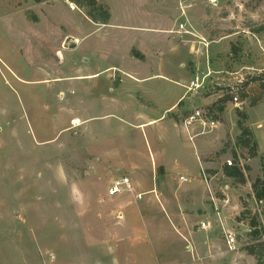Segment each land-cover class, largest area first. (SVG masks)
<instances>
[{"label": "rangeland", "instance_id": "obj_1", "mask_svg": "<svg viewBox=\"0 0 264 264\" xmlns=\"http://www.w3.org/2000/svg\"><path fill=\"white\" fill-rule=\"evenodd\" d=\"M97 2L109 11L107 24L91 21L86 8L69 0H0V264H199L160 207L154 208L158 225L151 234L142 232L128 245L120 215L128 194L110 199L108 189L118 178V164L121 176L139 180L145 192L156 179L150 157L158 149L167 150L169 170L189 179V187L202 174L196 161L199 141L212 138L204 171L214 177L213 193L229 199V223L238 246L247 244L252 221L264 240V201L252 193L256 180L264 184V90L259 82H249L242 92L239 86L264 74V34L252 33L264 25V0ZM179 2L191 6L185 25L194 36L188 35L186 46L194 47L193 53L202 50L196 53L197 66L186 67L201 84L196 99L184 104L186 114L206 110L233 89L242 104L235 107L230 98L211 109L220 125L193 140L170 123H165L167 131L160 129L167 139L149 128L136 129L133 111L123 113L90 92L96 83L105 84L103 93L109 90L106 69L112 54L128 50L131 39L143 42L136 32L142 29L136 28L160 27L157 16L164 24H177ZM67 37L78 40L75 48L63 47ZM140 48L148 53L151 47ZM131 52L140 55L135 48ZM143 70L152 71L146 65ZM112 78L127 77L115 73ZM134 106L137 100L129 104ZM239 112L247 116L241 123L258 143L256 158L243 157L248 152L239 143ZM230 160L243 171L244 185L224 173ZM128 246L130 258L124 260ZM240 253L237 261L232 254L224 263L255 264ZM213 260L205 264H224Z\"/></svg>", "mask_w": 264, "mask_h": 264}, {"label": "crops", "instance_id": "obj_2", "mask_svg": "<svg viewBox=\"0 0 264 264\" xmlns=\"http://www.w3.org/2000/svg\"><path fill=\"white\" fill-rule=\"evenodd\" d=\"M177 17V24L173 26L167 25L166 22L164 24V21L160 20L161 18L157 16L158 22L161 23L160 27L154 29L136 28L142 29L140 30L142 32H136L142 35L139 36V39H142L143 42L131 39L128 41V50L124 47L125 49L120 52L121 54H112L111 59L113 61L106 69L110 74V81L107 83L109 90L107 89L104 91L105 94L103 93L102 88L106 87L103 83L94 84L90 90L93 94H98L96 97L107 98L109 102L116 104V106L113 105L114 108L123 113L128 112L130 114L133 111L132 115L135 118L133 126L136 129L149 128L152 134L156 135L159 133L158 135H161L162 139L164 137L167 139L166 133L165 135L164 133H160V129L167 131L165 123H170L173 129L181 128L177 132L180 133L181 131L187 137V133L182 129L183 120L190 115L186 114L184 104L191 103L196 99L198 94L197 91L192 94L188 93L190 84L186 85L184 82L187 79L191 82L195 78L196 75L190 74L186 67L196 64V53L200 54L202 50L200 48V52H191L195 48L192 47L190 49V46H186L189 36L177 33L181 23L186 24L185 22H187L190 24L189 14L186 15L187 18L185 20H180L183 18L181 17L180 4ZM141 45L146 46V48L147 46L151 47L149 49L151 51L149 52L148 50V53H145L140 48ZM134 48L140 53L138 57L131 52V49ZM133 62L137 63L136 66L129 67L128 64ZM144 65L152 70L151 73H145L143 70ZM115 73L127 78L119 80L112 78ZM98 74L96 73L91 76H97ZM187 94L190 95L189 101H187ZM132 100H137L139 106H134L131 109L129 104ZM80 123L82 124L83 121ZM160 123L162 125L156 130L154 127ZM128 124H130V121H128ZM197 129V125L190 127L192 136L198 134ZM199 143L201 147L197 146L199 151L196 161L202 173V170L207 171L209 169L210 163L207 154L210 144L214 143V139L212 138V142L210 143L207 139L200 140ZM164 152L167 153V150H164ZM164 152L162 153L158 149V151H154L152 154L153 158L150 157L152 166L156 172V179H154L153 184L145 192L142 191L143 185L139 180L131 179L134 188L136 187L135 194H144L141 200H137L133 194L128 193L116 196L128 194V204L123 206L120 213L122 222L124 221L123 223L127 224L128 245L130 242L135 243L137 239L142 237V232L149 236V233L151 234L150 231L155 229V225H158L154 211L156 206L160 207L166 218H168V221L171 222V227L177 237L183 242H188L187 245L190 246L188 250L194 253L196 262L205 264L206 260L211 262L214 261L213 259H221L222 263H224L226 259H233L232 253L227 251L225 238L221 236L225 232H233L229 223L231 222L229 219V199L224 198L220 200L213 193L212 184L214 177L207 174V182L201 174V176L196 178L193 177V185L187 187L185 184L190 182L189 179L183 176L177 177L176 174L169 170L167 154ZM115 166L116 175L122 177L120 165L117 164ZM133 168L139 169L136 165ZM123 176L130 177L129 175ZM181 178L186 179L187 182H182ZM146 194L151 195L147 200H145ZM204 222L209 224V227L205 230L200 228V224ZM200 234H203V238H200ZM202 248H205L204 252H202ZM214 248L220 251L224 248L225 251H218L219 253H217ZM129 249L130 246L126 247L124 260L127 257L128 259L130 258ZM119 257L117 255V259Z\"/></svg>", "mask_w": 264, "mask_h": 264}, {"label": "trees", "instance_id": "obj_3", "mask_svg": "<svg viewBox=\"0 0 264 264\" xmlns=\"http://www.w3.org/2000/svg\"><path fill=\"white\" fill-rule=\"evenodd\" d=\"M71 3L76 4L78 7L86 8L87 16L88 18L95 22L100 24H107L110 20V14L108 9L100 5L97 0H69ZM252 33L254 34H264V25L258 26L255 28H252ZM249 82H259L260 87L262 90H264V74L255 77V78H249L245 83L243 82L240 84L241 92L248 87ZM242 94V93H241ZM243 98L245 97L244 94L242 95ZM232 101V95L229 94L225 98H221L217 100L215 103L212 104V106L207 107L208 115L211 116V109L216 108L218 105H225L229 101ZM242 100V99H241ZM252 107L257 105V102H254L251 104ZM239 120V128L241 130V135L239 136V143L242 144L244 149L248 152V155H245L243 157L245 158H256L258 156L257 154V144L252 138L251 131L248 127L242 125L241 119L244 121L247 120V116L239 112L237 114ZM213 119V118H212ZM177 121H179L176 118ZM224 173L228 176L236 180L238 183L244 185L246 183V179L244 176L243 171L238 167H226L224 170ZM252 193L254 198L262 202L264 201V184L261 183V180H256V182L252 185ZM251 227L254 230H251L247 237L249 238L247 244H245L242 248H240L241 251L246 252L249 256L253 257L255 260V264H264V240L259 237L260 232L257 230V224L252 221L250 223Z\"/></svg>", "mask_w": 264, "mask_h": 264}, {"label": "built area", "instance_id": "obj_4", "mask_svg": "<svg viewBox=\"0 0 264 264\" xmlns=\"http://www.w3.org/2000/svg\"><path fill=\"white\" fill-rule=\"evenodd\" d=\"M186 1H189V0H186ZM179 4H180V9H181V17L186 19L187 18L186 17L187 10L191 6L184 5V2H180ZM177 31H178L177 33H183L186 35L194 36V34L186 28V25L184 23H181L179 25V28ZM203 47L204 48L206 47V50H207L206 42H203ZM198 51L200 52V50H198ZM240 83H242V81ZM200 87H201L200 78L196 77L195 79H193L190 82V85L188 87V93L192 94V93L198 91L200 89ZM234 92H235V89H233L232 92H230L231 95H233L232 96L233 97L232 102L234 103L235 107H240L242 104H241L237 94L234 95ZM193 125L194 126L197 125L198 128L201 129V133H198L195 136H192L191 131H190V127H192ZM219 125H220V123L218 121L213 120L208 115L207 110H196L195 112L192 113V115H190L189 117H187L186 119L183 120V128L185 129L188 136L190 134V136H191V137H189L190 140H193L195 137H197L199 135H203L206 133L213 132L214 130H216L218 128ZM240 145L242 146L241 143H240ZM236 158H237L236 164L237 165L241 164L242 163L241 157L239 155H236ZM247 159H250V158H246V160ZM236 164H234V161H232V160L227 161V165L229 167H234V166H236ZM202 177L207 182L208 179H207V175H206L204 170H202ZM181 181L187 182V180L184 178H181ZM124 193L133 194L137 200H141L144 196V194H135V188H134V185H133L130 178L122 176V177H118V178L114 179L110 185V188L108 189V196L109 197H116V196H118L120 194H124ZM208 227H209L208 223H201L200 224L201 229L205 230ZM224 234H225L227 251L229 253L235 254L237 256L236 257V261H237V258L240 254V247L238 246V243H237L236 234L233 232H225ZM236 264H238V263H236Z\"/></svg>", "mask_w": 264, "mask_h": 264}, {"label": "water", "instance_id": "obj_5", "mask_svg": "<svg viewBox=\"0 0 264 264\" xmlns=\"http://www.w3.org/2000/svg\"><path fill=\"white\" fill-rule=\"evenodd\" d=\"M78 41L72 37H67L66 40L64 41L63 47L65 49H73L77 46Z\"/></svg>", "mask_w": 264, "mask_h": 264}]
</instances>
